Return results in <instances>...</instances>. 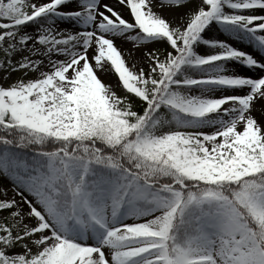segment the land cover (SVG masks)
Here are the masks:
<instances>
[{
  "label": "snow or ice",
  "instance_id": "obj_1",
  "mask_svg": "<svg viewBox=\"0 0 264 264\" xmlns=\"http://www.w3.org/2000/svg\"><path fill=\"white\" fill-rule=\"evenodd\" d=\"M0 264H264V0H0Z\"/></svg>",
  "mask_w": 264,
  "mask_h": 264
}]
</instances>
